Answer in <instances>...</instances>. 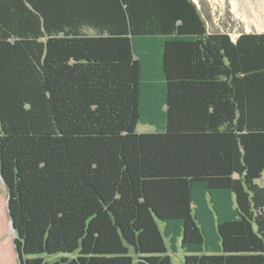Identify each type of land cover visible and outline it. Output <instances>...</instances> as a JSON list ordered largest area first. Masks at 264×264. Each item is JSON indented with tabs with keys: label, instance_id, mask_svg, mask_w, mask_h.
Here are the masks:
<instances>
[{
	"label": "trees",
	"instance_id": "1",
	"mask_svg": "<svg viewBox=\"0 0 264 264\" xmlns=\"http://www.w3.org/2000/svg\"><path fill=\"white\" fill-rule=\"evenodd\" d=\"M0 174V264H264V32L0 0Z\"/></svg>",
	"mask_w": 264,
	"mask_h": 264
},
{
	"label": "rangeland",
	"instance_id": "2",
	"mask_svg": "<svg viewBox=\"0 0 264 264\" xmlns=\"http://www.w3.org/2000/svg\"><path fill=\"white\" fill-rule=\"evenodd\" d=\"M194 1L197 3L204 19L206 20L208 30L210 32H228L234 38H236L242 32H264V10L260 12L259 9H257L258 13H254L252 8L255 7L256 9L257 7V4L254 0H239L242 4V7L239 8L240 12H238L237 8L235 7V2L237 0ZM244 8L247 10V15L243 11ZM251 15L253 16L251 17ZM154 130L155 126L150 124L141 123L137 126V131L139 132ZM258 181L260 183H264V174L263 177ZM0 193L4 194L5 196L7 194L6 187L1 180ZM5 234L1 237V240H3L8 234H13L10 227L9 231H5ZM173 261L174 264H184L183 253L181 251L174 253Z\"/></svg>",
	"mask_w": 264,
	"mask_h": 264
},
{
	"label": "bare ground",
	"instance_id": "3",
	"mask_svg": "<svg viewBox=\"0 0 264 264\" xmlns=\"http://www.w3.org/2000/svg\"><path fill=\"white\" fill-rule=\"evenodd\" d=\"M250 1V0H249ZM255 2H256V9H255V7H253L252 9H253V12L254 13H258V10L257 9H259V11L261 12V11H263L264 10V0H254ZM253 1V2H254ZM247 3V2H246ZM251 6V5H250ZM235 7L237 8V11L238 12H240V10H239V8L240 7H242V4L240 3V1L239 0H237L236 2H235ZM251 10V9H250ZM243 11L245 12V14H246V9L244 8L243 9ZM244 12H243V14H244ZM263 13V12H262ZM253 14V13H252ZM247 15V14H246ZM250 15V14H249ZM260 15V14H259ZM253 15H251V17H252ZM248 18V17H247ZM261 19H263V18H261ZM254 20V19H253ZM264 21V20H263Z\"/></svg>",
	"mask_w": 264,
	"mask_h": 264
},
{
	"label": "water",
	"instance_id": "4",
	"mask_svg": "<svg viewBox=\"0 0 264 264\" xmlns=\"http://www.w3.org/2000/svg\"><path fill=\"white\" fill-rule=\"evenodd\" d=\"M0 180L2 181V183L4 184L6 189H8L7 188V182H6V180H5V178H4V176L2 174H0ZM11 228H12L13 231H15V226L13 224V220L12 219H11Z\"/></svg>",
	"mask_w": 264,
	"mask_h": 264
}]
</instances>
